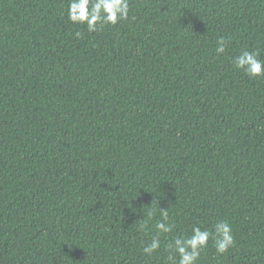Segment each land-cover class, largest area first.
<instances>
[{"label":"trees","instance_id":"trees-1","mask_svg":"<svg viewBox=\"0 0 264 264\" xmlns=\"http://www.w3.org/2000/svg\"><path fill=\"white\" fill-rule=\"evenodd\" d=\"M69 2L0 0V264H169L220 220L198 264H264V76L233 65L264 60V0H129L95 32Z\"/></svg>","mask_w":264,"mask_h":264},{"label":"clouds","instance_id":"clouds-1","mask_svg":"<svg viewBox=\"0 0 264 264\" xmlns=\"http://www.w3.org/2000/svg\"><path fill=\"white\" fill-rule=\"evenodd\" d=\"M129 10V0H70L68 18L75 24H86L89 32H95L105 25H116L127 20ZM76 36L79 38L81 33L77 32ZM228 44V39L220 37L216 41V53L224 54ZM233 65L249 77L264 76V60L259 58L256 51L242 50L239 55L233 57ZM154 216L156 213L150 206L147 216L140 219L139 230H147ZM154 228L156 234L143 248V253L148 256H152L161 248V235L166 237L175 228V224L169 221L167 209H160V219L156 221ZM210 240L213 241L218 254L226 253L235 244L231 225L226 220H220L213 228L193 226L190 235L177 236L164 245L169 253L166 259L169 264H198L201 252L208 247Z\"/></svg>","mask_w":264,"mask_h":264}]
</instances>
